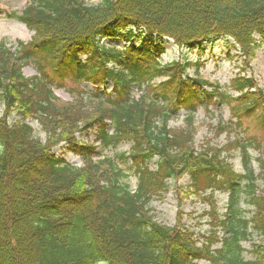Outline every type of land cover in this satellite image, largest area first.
Segmentation results:
<instances>
[{"label": "trees", "instance_id": "trees-1", "mask_svg": "<svg viewBox=\"0 0 264 264\" xmlns=\"http://www.w3.org/2000/svg\"><path fill=\"white\" fill-rule=\"evenodd\" d=\"M16 18L34 37L14 51L0 43V264H264V188L256 185V177L264 181V138L262 144L255 136L234 138L220 149L209 140L199 150L193 146V114L209 106L228 107L235 121L217 126L216 136L250 126L264 133V90L236 77L230 88L238 96L231 97L217 84L183 80L189 65L159 60L164 39L187 50L229 39L248 68L264 47V0H101L96 7L82 0H30ZM113 40L126 47L102 44ZM29 65L38 77H24ZM50 74L77 84L72 102L53 95ZM158 78L167 81L150 84ZM104 80L113 86L104 98L79 87ZM142 85L146 94L134 100L132 90ZM178 109L188 113L184 127L173 130L167 124ZM12 115L17 120L9 123ZM31 121L45 134L43 142L34 138ZM77 134L93 140L81 142ZM60 142L81 157L82 168L51 154ZM122 144H130L128 156L119 158L137 177L133 195L118 183L113 161L94 160L99 149ZM250 149L260 153L258 176L246 166ZM236 150L244 174L227 161ZM184 177L189 184L182 200L206 191L228 195L223 220L208 214L211 226L226 232L223 242L212 233L198 246L188 231L159 226L148 216L151 198ZM241 199L253 208L247 221L239 214ZM249 229L261 243L252 246L253 261L244 263L239 241Z\"/></svg>", "mask_w": 264, "mask_h": 264}, {"label": "rangeland", "instance_id": "rangeland-1", "mask_svg": "<svg viewBox=\"0 0 264 264\" xmlns=\"http://www.w3.org/2000/svg\"><path fill=\"white\" fill-rule=\"evenodd\" d=\"M87 6H96L100 3V0H83ZM28 0H0V43H4L7 48L12 51L15 50L17 43L27 44L31 41L33 33L30 32L24 25H22L17 19L13 18V15L19 16L21 11L27 5ZM105 47L112 44L114 46L123 47L120 41L104 42ZM164 49L166 56L162 57L163 62L170 61H181L188 59L190 63L199 65L190 69L187 74L191 77H195L196 73L201 78L209 82H217L220 85H228L229 81L234 78L238 73L241 65L239 60L236 58L239 56L238 48L230 40H221L213 47L206 46L203 52H197L196 50L192 53H187L185 50H177L171 43L165 42ZM251 68L246 69L244 74L241 76H246L254 80V82L262 89H264V48L259 50L255 54V59L251 63ZM25 77L37 76L34 66H28L22 70ZM53 77V83H63V88L54 89V95L63 102H70L72 99V93L69 92L77 87V84L69 82V80H61L58 76L50 74ZM87 92L96 91L97 95L104 98L107 93L112 90L110 82L107 80L100 85H93L88 83H82L80 85ZM206 111L199 109L195 114V126L196 135L194 137V148L199 149L202 145L206 143L207 140L210 141L212 147L221 148L230 140H233L234 135L243 139L247 137H257L256 141L262 144L261 139L264 138V133L259 132L254 126L247 128H241L235 131L234 135L231 133L229 136L227 134H222L221 136H216L215 131L216 125L218 123L227 124L231 120L229 118L228 110L224 107L218 108H208ZM3 114V107L0 105V116ZM183 112H180L181 117L178 119H173L170 122L171 128H179L183 125L182 116ZM16 120V117L12 115L9 122ZM33 129V136L40 141L45 140V134L41 131L40 126L36 122H28ZM76 139L81 142H87L93 140L91 136H84L83 134H77ZM264 145V144H263ZM128 145H121L116 150L103 151L99 150V155L94 158V160H111L117 169L121 171L124 178H121V182L126 183L131 190L135 189L136 179L132 174L130 169V163L120 161V155L122 153H128ZM233 157L227 159L229 164L233 169L238 172H244L245 168L241 163V152L231 151ZM250 161L247 163V168L251 169L254 174L258 175V166L255 159L258 157L257 153L250 150L249 152ZM52 154L56 158L63 159L66 163L76 168L83 166V161L80 157L74 155L65 144L58 145L52 150ZM225 156V154H223ZM187 185V180L184 179L178 183L169 182L167 188V194L160 196V198H153L148 205L149 213L155 221L161 223L165 226H175L177 224L178 211L182 213L181 223L184 228L192 232L197 239H201V236L206 234L209 235L210 224L209 219L204 217V212H208L210 208L209 203H203L195 197H190L188 200L182 201L180 208L179 199L181 195L178 193L180 188H184ZM257 187L262 188V183L258 181L256 183ZM207 195V194H206ZM212 207H216L217 214L220 219H223L224 215L227 213L228 197L226 194H215L213 199ZM239 214L241 218L246 221L252 217L253 208L248 206L242 199L239 203ZM210 233H212L210 231ZM217 233L220 238L226 237V232L222 229H217ZM249 233V231H248ZM260 238L254 233L250 235L249 239L240 243V246L244 251H250L253 244L258 245L260 243ZM219 246H214L212 250H216ZM241 258L244 262L253 261L251 255L247 252H243ZM196 264H206L204 262H198Z\"/></svg>", "mask_w": 264, "mask_h": 264}]
</instances>
